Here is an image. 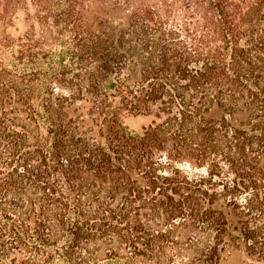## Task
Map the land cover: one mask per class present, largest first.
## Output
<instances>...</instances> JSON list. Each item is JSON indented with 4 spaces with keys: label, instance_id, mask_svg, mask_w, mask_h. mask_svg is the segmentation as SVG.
I'll return each mask as SVG.
<instances>
[{
    "label": "trees",
    "instance_id": "16d2710c",
    "mask_svg": "<svg viewBox=\"0 0 264 264\" xmlns=\"http://www.w3.org/2000/svg\"><path fill=\"white\" fill-rule=\"evenodd\" d=\"M0 264H264V0H0Z\"/></svg>",
    "mask_w": 264,
    "mask_h": 264
},
{
    "label": "rangeland",
    "instance_id": "374dc122",
    "mask_svg": "<svg viewBox=\"0 0 264 264\" xmlns=\"http://www.w3.org/2000/svg\"><path fill=\"white\" fill-rule=\"evenodd\" d=\"M153 120L152 115H125L122 117L123 124L130 130L141 132L143 127H146Z\"/></svg>",
    "mask_w": 264,
    "mask_h": 264
}]
</instances>
